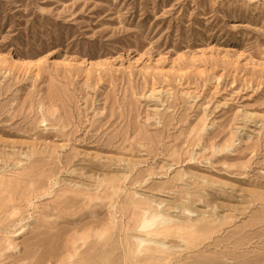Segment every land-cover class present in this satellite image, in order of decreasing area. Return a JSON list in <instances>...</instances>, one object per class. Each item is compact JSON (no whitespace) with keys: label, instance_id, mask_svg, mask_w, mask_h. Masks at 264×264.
<instances>
[{"label":"rangeland","instance_id":"rangeland-1","mask_svg":"<svg viewBox=\"0 0 264 264\" xmlns=\"http://www.w3.org/2000/svg\"><path fill=\"white\" fill-rule=\"evenodd\" d=\"M0 264H264V0H0Z\"/></svg>","mask_w":264,"mask_h":264}]
</instances>
